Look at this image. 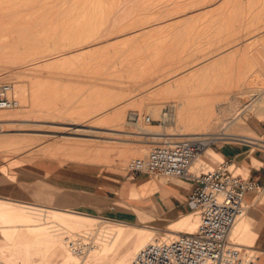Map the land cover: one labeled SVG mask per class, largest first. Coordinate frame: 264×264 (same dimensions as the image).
Instances as JSON below:
<instances>
[{
    "label": "rangeland",
    "instance_id": "rangeland-1",
    "mask_svg": "<svg viewBox=\"0 0 264 264\" xmlns=\"http://www.w3.org/2000/svg\"><path fill=\"white\" fill-rule=\"evenodd\" d=\"M101 5L93 14L42 16L44 22L33 30L39 40L26 41L20 36L16 39L21 47L17 53L27 52L26 57L16 55L7 59V63L0 59V73L15 74L14 78L0 84H11L16 97L14 82L22 84L26 100L22 109L8 110L10 120L4 124V130L0 127V139L9 138V144L0 143V169L7 171L0 172V183L9 187V178L17 181L18 166L27 164L32 168L37 159H50L59 164L61 170L51 175L52 184L47 183L40 191L37 187L34 190L33 183L25 184L24 187L30 189L25 201L113 219L123 223L124 229L109 254L90 259L78 254L70 242L79 239L86 244L85 252L90 250L95 230L101 227L98 221L87 222L75 217L39 218L38 223L49 228L38 234L28 248L25 245L13 247L2 239L0 229V256L11 264H43L45 239H60L65 242V250L69 246L76 252L74 257L61 262L54 259L50 264H123L132 261L136 246L145 237L146 244L158 242L167 236L170 224L183 215H187L189 221L198 218L186 202L174 207L168 196L176 192L151 195L152 192L141 189V184L148 180L165 185L182 180L178 193L183 190L187 193L190 179L149 173L131 175L128 171L132 161L140 158L138 155L129 157L131 147L146 143V138L139 134V127L159 131L165 134L164 138L175 137L174 142L187 141L186 136L172 135L181 132L167 126L161 116L174 103L177 106L180 99L186 102L183 108H212L211 116L197 122L193 132L216 133L228 125L229 135L224 136L229 139H220L209 149L218 152L224 144H236L230 141L240 139L238 135L264 140V112L260 114L257 109L260 105L264 108V104L245 109L249 108L252 95L264 88V82L252 86L249 72L253 55L264 51V0H102ZM31 18L34 17H13L11 21ZM240 42L246 45L241 48ZM24 44H34L36 52L43 55L36 69H28L22 63L32 59L34 54L33 49H23ZM263 72L264 68L261 77ZM232 101L239 116L230 122V112L223 111L222 119L217 109L231 108L228 106ZM151 102L158 106L159 114L152 115V108L147 106ZM132 112L140 114L134 124L128 120ZM145 116L153 121L146 124ZM107 117L113 120H105ZM63 142H91L103 153L99 156L92 150L82 155L76 151L71 153L67 148L56 149ZM152 148L146 146L144 157ZM260 153L264 151L255 148L240 156L248 157V163L254 164L255 154ZM240 156L223 161L228 162L234 173L245 177L247 169L241 166L245 161L240 160ZM219 162H222L219 158L212 157V163L200 168L194 164L191 172L215 169ZM76 170L93 177L81 176ZM128 184L134 185L128 192L130 195L122 193ZM0 195L9 197V192L3 191ZM128 196L142 202L150 197L151 200L141 204ZM94 200L101 204H93ZM9 219L17 220L6 213L0 218V226L6 225ZM149 227L154 230L151 238ZM178 233L182 234L183 230ZM237 244L250 245L245 233ZM254 248L251 250L259 249ZM255 253L258 256V252ZM261 257L262 254L257 264Z\"/></svg>",
    "mask_w": 264,
    "mask_h": 264
},
{
    "label": "bare ground",
    "instance_id": "bare-ground-1",
    "mask_svg": "<svg viewBox=\"0 0 264 264\" xmlns=\"http://www.w3.org/2000/svg\"><path fill=\"white\" fill-rule=\"evenodd\" d=\"M101 3H102V0H0V59H1V61H3L4 63H7L8 62L7 59H13L16 57V55H20L17 53V51L21 47H19L16 44V41H17L16 39L19 36L24 38L26 41L28 39L29 40H31V39L32 40L33 39L39 40L40 39L39 35H37L36 33L33 34V30L35 28H37V26L39 24H41L42 21L44 22L42 16L51 15L52 17H56L58 15L63 16V15H67V14H93L101 8V6H102ZM123 5L125 6V4H123ZM121 8H119V10ZM115 9H116V7H115ZM128 9H130V7ZM125 12H127V11L125 10ZM27 16H33L34 18L22 19L19 21H11V18H13V17H27ZM88 17H90V16H88ZM7 18H9V21H7ZM51 20H49V22ZM52 22H54V20H52ZM23 42H24V40H23ZM22 47H23V49L25 48L26 51H27V49H33L34 50V52H33L34 54L32 56V59H29V60L22 62L24 67H26L28 69H30L29 67H33L36 69L37 66L40 65V63H42L40 61V58L43 57V55H40L39 52H36V50H35L36 46L34 44H28V45L24 44V46H22ZM26 53L20 55L22 59L26 57ZM48 55L49 54H44V56H48ZM263 68H264V51L262 52V54H258L256 56L253 55L252 65L249 68L250 78H251L250 80H251L252 86L256 87L257 84L259 85V83L264 82V77H263L264 72L262 73V77H261V72H262ZM24 72H25V70H24ZM14 77H15V74L7 75L4 72L0 73V81H8L9 79H12ZM14 83H16L15 84V86H16L15 91L17 93V97H16V94H15V97L18 101V107L17 108H19L17 110H20V109H22V107L24 106V103L26 102L25 95H24V87L20 83L19 84L17 82H14ZM258 91H259V93L252 95V96H254V98H252V102L247 106L249 108H245V109H250L251 107L255 106V104H262V103L264 104V100H263L264 98L262 96V95H264V88H260ZM185 103L186 102H184V100L180 99V102H178L177 106H175L174 104H176V103H174L173 105L170 106L171 108L169 109V111L164 110L165 112L163 111L161 113V116H162L163 120L165 121V123L167 124V126L175 127L176 131L181 132L179 134H172V135H174V136L180 135L182 137L186 136L185 139L187 141L194 140V139H197L199 137L205 136V137H208L209 139H214L215 143L220 139H229V138L225 137V136L229 135L226 132V126H228V125H226L225 128L222 129L223 131H218L216 133L215 132L214 133L213 132H211V133L193 132V130L195 129V126L198 125L197 122H200L203 117L207 119L211 116L212 108H183V105ZM147 106L152 108V110H151L152 115H157L159 108L155 103H152V102L148 103ZM228 107H231V108H218L217 109L218 115L220 118L224 119L222 113H223V111L227 110V112H230L229 114H230L231 121L230 120L229 121L233 122L236 119H238V116H239V112H237L238 108H235L236 105H235L234 101H232L231 103L229 102ZM260 107L261 108H257V109L258 110L260 109L259 113L261 114V112L262 113L264 112V108H262V105H260ZM8 110H11V109H3L2 111H0V127L2 130H4V128H5L4 124L6 122H9V120H10L9 115H8L10 111H8ZM133 114L138 115V119H137V122H138L139 118H140L139 117L140 114L137 112H132L130 114V116H132ZM117 116H119V113ZM115 117H116V114L113 118L115 119ZM146 117L147 116H145L143 118L144 122H145ZM148 117L151 119L150 116H148ZM159 117H160V115H159ZM64 119H68V118H64ZM106 119L107 120H113L110 117L105 118V120ZM103 120L104 119H102V121ZM137 122H131V123L134 124ZM145 123L150 124L147 122H145ZM138 129L140 131L139 134L143 135V138H146V140L145 139L144 140L147 144L146 143L145 144L139 143V144L133 145L131 147V150L129 153L130 158H132V156L133 157L139 156L140 158H145L144 156H145L146 146L155 147V145H162V144L172 145L175 143H179V142L173 141V140H175V137L174 138H172V137L164 138L165 134H162L159 131H156L153 129H148V128H143V127H139ZM67 130H73V129L68 128ZM184 131H186V132L182 133ZM195 136H198V137L195 138ZM238 137L245 138V139L251 138V137L241 136V135H238ZM148 139H152V140L149 141ZM231 140H234V139L232 138ZM91 142L90 143L63 142V143H59L60 145L56 144L59 146H56V145L55 146H56V149L61 148V150H62V148H67L68 150H71V153H74L72 151H76L80 154L82 153V155H83V153L87 154V152H89V151L92 152V150H93V151H96V155L98 154L100 156V154L103 153L102 152L103 150ZM140 142H143V141H140ZM0 143H2L3 145L9 144V138L5 137V138L0 139ZM253 143L254 142H252V144ZM99 146H100V143H99ZM102 146H104V145H102ZM123 150H125V149H123ZM78 153H76V154H78ZM122 153H123V151H122ZM126 153H128V152L126 151ZM104 156H105V154H104ZM215 156L221 160V157L218 154H216L212 149H209V146H205L203 148V150L197 154L196 158L193 160V162L191 164V167L194 166V164H196L198 166V168H200L203 165L210 164V163H212V157H215ZM82 158H84V157H82ZM91 159H93V158H91ZM191 167H190V171H191ZM237 169L240 170L239 168H237ZM188 179H190V177ZM161 185H162L161 183H158L156 181L148 180V181H145L144 183L141 184V187H142L141 189L144 190L146 193H148V192L151 193V192L159 189V187ZM127 195H130V194L127 193ZM247 209H248V206H247L246 210L244 211V213L240 217L237 218V220H240V219H242V217L245 216ZM6 213H10V214L14 215V217L17 220H14L12 222V220L9 219V220L5 221L6 225L0 226L1 237H2V239L10 242V244L13 247H20V246L25 245L26 248H28V247H30L29 246L30 243H33L36 241V236L38 234L45 232V231L47 232V229L49 227H44L43 223L39 224L38 223L39 218H43L46 220H52L56 217H75L77 219L84 220L87 222H90L91 220L98 221L99 222L98 226L101 225V227L95 230L96 232H95V236H94L93 241H92V247L90 248V250H87L86 252L84 251L85 253H83V254H85L84 257L86 259H90L92 257L99 256L101 254H109L111 252L110 250H111L112 246L115 245L116 241L119 239V237H120V235L124 229V228L122 229V226H124L123 223L116 221V220L112 221L113 219L112 220L102 219V218L94 217V216H91L88 214L75 213L74 211L62 210L58 207H53V206L52 207L35 206V205H31V204H25V203L14 202L11 200L0 199V218H2ZM197 217H198V215H197ZM188 219H189V217H188ZM188 219H187V215H185V216H182L181 219H179L178 221L172 222L170 224L169 229H168L167 236L160 241L168 240V239H171V238L178 236L179 230H183L182 234L194 233L196 231L197 226H198V222H199L198 219L199 218H195L192 221H189L190 219L189 220ZM237 220L235 221V223L237 222ZM234 224H233V226H234ZM67 226H68V224H67ZM168 226H169V224H168ZM233 226L231 227V229L228 233V240L230 243L237 246L236 242H237L239 236L242 234V232H244V230L247 228V226L244 222V219L240 220L238 223H236L234 228H233ZM149 230H150L149 231V237H150L153 235L154 230L151 227H149ZM54 233H56V232H54ZM67 240L68 239L66 238V241ZM147 240H148L147 237H145L141 242H139V244L135 248V253L141 247L146 245ZM64 243L65 242H62L60 239H53V240L45 239L44 243H43V244H45V246H44L45 248H44V250L42 249V251H44V253H45L44 258L46 257V259H44L43 264H50L54 259L60 260V262H61V260H66L70 257L76 256L75 255L76 252H73L72 249H69L68 248L69 246H66V250L63 248V245L65 246ZM47 246L49 248H46ZM243 248L250 250V251H253L255 253V251L251 250V248H246V247H243ZM27 255H28V252H27ZM8 257H9V255H8ZM257 257H259V256H257ZM27 258H28V256H27ZM0 260L5 264H11L12 263L8 260L7 261L4 260V258H2L1 256H0ZM74 262H75V260H74ZM130 263H131V261L130 262L127 261L126 263H123V264H130ZM76 264H78V263H76Z\"/></svg>",
    "mask_w": 264,
    "mask_h": 264
},
{
    "label": "built area",
    "instance_id": "built-area-1",
    "mask_svg": "<svg viewBox=\"0 0 264 264\" xmlns=\"http://www.w3.org/2000/svg\"><path fill=\"white\" fill-rule=\"evenodd\" d=\"M264 77V75H263ZM18 101L9 83L0 84V109H15ZM138 115L129 116L137 122ZM153 120L148 116L145 122ZM214 139L202 136L172 145H156L145 158H137L128 167L131 175L149 173L167 178H189L191 186L186 202L198 215L199 222L192 234L150 242L141 247L130 264H257L259 257L253 251L229 242L228 233L248 204L245 194L259 193L263 186L257 179L243 177L229 169L227 161L217 168L199 173L190 171L197 154ZM78 254L86 244L79 239L70 242ZM0 264H5L0 260Z\"/></svg>",
    "mask_w": 264,
    "mask_h": 264
},
{
    "label": "crops",
    "instance_id": "crops-1",
    "mask_svg": "<svg viewBox=\"0 0 264 264\" xmlns=\"http://www.w3.org/2000/svg\"><path fill=\"white\" fill-rule=\"evenodd\" d=\"M240 43L242 44L240 46L241 48L246 45L245 42H240ZM230 142H234L236 144H224L220 146L218 152L216 150L215 151L213 150L216 154H218L221 157L222 162H224L223 159L227 157H233V159L235 160L243 152L249 151V149L251 150V152L255 148H260L264 151V140L256 138L254 136L251 138L240 139V140L238 139L236 141H230ZM252 142L254 143L252 144ZM240 157H241L240 160L245 161L244 164H242L241 166L247 169V173H246L247 176L251 179H257L258 182L263 186L260 193L249 192L245 194V200L246 203L248 204V212L245 214L246 216H244V222L247 228L244 230V232H242L241 235L245 233V238L249 239L250 245L242 246V247L255 249L254 248L255 246L259 248L255 252H258L259 257L262 254L259 264H264V154L263 153L255 154L256 162L254 164L248 163V157L245 156H240ZM5 167L7 168V166ZM18 168L20 171L17 172V176H18L17 181L9 178V187L3 186L2 183H0V192L3 191L9 192V197L3 195H0V197L14 202L43 206L42 204L39 203L25 201L27 198V193L30 192V189L25 188L24 185L28 183H33L32 187L34 188V190L35 187H37L40 191L44 189L47 183L50 185L52 184L51 181H49V177L53 174L58 173L61 170V167L59 166V164H55L50 159L39 158L33 163L32 168L28 167L27 164L18 166ZM235 168L236 169L239 168L240 170H242V168L237 165H235ZM0 172L6 173L7 171L3 172L0 169ZM77 174L85 177H93L91 174L88 173L86 174L83 173L82 171L78 172ZM182 182L183 181L180 180V181L170 182L167 185L162 184L159 187V189L153 192L162 193V194H166L169 191L176 192L175 194H170L168 197H170L174 207H178L187 200L186 199L187 193L185 192V190L181 191L180 194L178 193L180 187H182L183 185ZM53 185L56 187L58 186V183L55 182ZM59 186H61V184ZM132 186L134 185L132 184L126 185L125 188L122 190V193L123 192L128 193L131 190ZM153 192L151 193V195L153 194ZM128 197L129 199L138 201L141 204H144L147 201L151 200L150 197L149 199H145V202H142L141 200H135L130 196ZM93 204L100 205L101 201L94 200ZM63 210L72 211L69 209H63ZM92 216H96V215H92ZM96 217H100V216H96Z\"/></svg>",
    "mask_w": 264,
    "mask_h": 264
}]
</instances>
